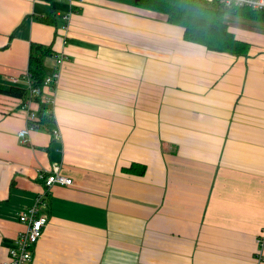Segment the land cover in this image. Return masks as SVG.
I'll use <instances>...</instances> for the list:
<instances>
[{
    "label": "crops",
    "instance_id": "crops-1",
    "mask_svg": "<svg viewBox=\"0 0 264 264\" xmlns=\"http://www.w3.org/2000/svg\"><path fill=\"white\" fill-rule=\"evenodd\" d=\"M228 19L247 53L136 0H0V81L27 86L33 44L46 76L65 55L27 142L25 100L0 94V264L39 197L32 264H264V22Z\"/></svg>",
    "mask_w": 264,
    "mask_h": 264
},
{
    "label": "trees",
    "instance_id": "trees-1",
    "mask_svg": "<svg viewBox=\"0 0 264 264\" xmlns=\"http://www.w3.org/2000/svg\"><path fill=\"white\" fill-rule=\"evenodd\" d=\"M136 4L167 13L169 22L185 28L187 40L201 43L211 50L232 54L247 53L250 43L238 39L230 30L228 16L236 15L264 22V11L230 7L207 0H136ZM50 53L49 48L32 45L28 73L35 86L43 84L46 76L44 59ZM0 94L25 100L29 97L30 89L20 83L0 81ZM39 99L40 97H37V100ZM46 108L48 105H42L40 108V121L42 126L50 127L52 118L45 113Z\"/></svg>",
    "mask_w": 264,
    "mask_h": 264
},
{
    "label": "built area",
    "instance_id": "built-area-1",
    "mask_svg": "<svg viewBox=\"0 0 264 264\" xmlns=\"http://www.w3.org/2000/svg\"><path fill=\"white\" fill-rule=\"evenodd\" d=\"M85 2L87 0H68ZM209 2H217L219 4L236 7V8H248L257 11H264V0H207ZM57 66L56 72L52 75L45 76L42 85H34L31 76L27 73L25 80L27 86L30 89L29 97L24 101L23 107L27 110V126L19 132V136L22 142H27L28 134L31 130L36 129L42 125L39 114L40 110H34L31 108L33 101H38L40 106L48 105L45 109V113L50 117L53 115L52 104L54 103L53 96L45 95L43 89L45 86H55L58 80L61 68L65 61V55L59 54L56 56ZM14 82L18 83L19 79H14ZM37 97H40L37 100ZM55 135L59 137V133L56 131ZM42 178L47 188L52 187L55 184L73 185L74 180L72 177L65 176L60 173L59 170H53L49 174H43ZM41 197L37 202L31 206L27 211L20 214L19 219L26 225V229L21 231L16 238V245L10 249L8 259L5 264H32L33 263V249L38 240L42 237L44 227L48 223V218L45 214L40 213Z\"/></svg>",
    "mask_w": 264,
    "mask_h": 264
},
{
    "label": "rangeland",
    "instance_id": "rangeland-1",
    "mask_svg": "<svg viewBox=\"0 0 264 264\" xmlns=\"http://www.w3.org/2000/svg\"><path fill=\"white\" fill-rule=\"evenodd\" d=\"M56 1V0H55Z\"/></svg>",
    "mask_w": 264,
    "mask_h": 264
}]
</instances>
